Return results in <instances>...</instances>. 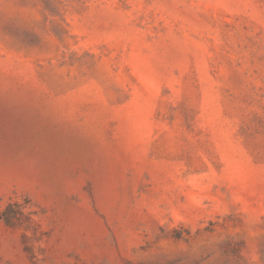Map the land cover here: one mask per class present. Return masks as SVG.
Listing matches in <instances>:
<instances>
[{
  "label": "rangeland",
  "instance_id": "374dc122",
  "mask_svg": "<svg viewBox=\"0 0 264 264\" xmlns=\"http://www.w3.org/2000/svg\"><path fill=\"white\" fill-rule=\"evenodd\" d=\"M0 264H264V0H0Z\"/></svg>",
  "mask_w": 264,
  "mask_h": 264
},
{
  "label": "trees",
  "instance_id": "16d2710c",
  "mask_svg": "<svg viewBox=\"0 0 264 264\" xmlns=\"http://www.w3.org/2000/svg\"><path fill=\"white\" fill-rule=\"evenodd\" d=\"M10 207V206H9ZM8 207V210H5L1 217L3 218V220L9 224V225H13L14 224V214L10 212Z\"/></svg>",
  "mask_w": 264,
  "mask_h": 264
}]
</instances>
